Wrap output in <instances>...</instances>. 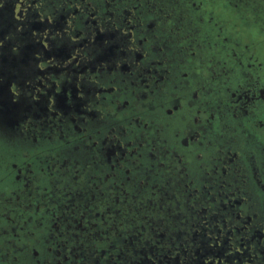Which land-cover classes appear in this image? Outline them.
Instances as JSON below:
<instances>
[{
	"label": "flooded vegetation",
	"instance_id": "1",
	"mask_svg": "<svg viewBox=\"0 0 264 264\" xmlns=\"http://www.w3.org/2000/svg\"><path fill=\"white\" fill-rule=\"evenodd\" d=\"M0 264H264V0H0Z\"/></svg>",
	"mask_w": 264,
	"mask_h": 264
}]
</instances>
